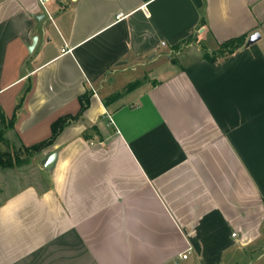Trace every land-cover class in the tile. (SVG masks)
I'll use <instances>...</instances> for the list:
<instances>
[{
  "label": "crops",
  "instance_id": "obj_1",
  "mask_svg": "<svg viewBox=\"0 0 264 264\" xmlns=\"http://www.w3.org/2000/svg\"><path fill=\"white\" fill-rule=\"evenodd\" d=\"M190 36L247 44L186 64ZM87 91L42 179L0 187V264H264V0H0L13 144L51 137Z\"/></svg>",
  "mask_w": 264,
  "mask_h": 264
},
{
  "label": "trees",
  "instance_id": "obj_2",
  "mask_svg": "<svg viewBox=\"0 0 264 264\" xmlns=\"http://www.w3.org/2000/svg\"><path fill=\"white\" fill-rule=\"evenodd\" d=\"M205 22V19L202 20ZM195 36H190L185 39L182 43L175 45L174 48L178 49L184 43H191ZM246 37L240 36L229 39L227 41L222 42L215 55L204 54L203 58L215 61L218 58H225L232 54H234L239 48L246 45ZM142 84V80H136L128 84L127 88L124 92H130L140 86ZM89 92L87 91L80 97L81 100V109L76 115L68 114L59 117L52 123V135L48 139H45L39 143L33 144L31 146H21V147H14L13 144H10V139L7 136L9 130L15 128L16 120L20 109L22 107L23 98L18 103L16 110L11 118L7 117L3 112L2 108L0 107V166L2 167H12L16 162H20L22 160L21 152H25L27 155L32 156L36 153H40L46 147L52 145L61 132L70 124L82 119L84 117V112L89 106ZM123 93H118L116 96H120ZM3 145L14 147V151H5L3 149Z\"/></svg>",
  "mask_w": 264,
  "mask_h": 264
},
{
  "label": "rangeland",
  "instance_id": "obj_3",
  "mask_svg": "<svg viewBox=\"0 0 264 264\" xmlns=\"http://www.w3.org/2000/svg\"><path fill=\"white\" fill-rule=\"evenodd\" d=\"M218 47L219 46L213 44L212 41L206 39L200 40L198 37H195L193 38V41H191V43L182 44L180 47L181 50H179L180 48H178L180 52L176 50V52H174L172 55H174L175 58L179 59L181 62L187 64L195 59V56H193V54H199L200 56L204 54L215 55ZM10 144H13L12 140H10ZM14 147L17 148L18 146L14 145ZM14 147L3 145V149L5 151L12 152L15 149ZM21 155H22V160L20 162H16L14 166L6 167V168L0 166V187H3V185L7 183L6 180L8 179L12 181L17 180L18 178L22 180L23 179L26 180L30 178L32 180L40 179V178L42 179L41 169L39 167V164L36 163L39 153L29 156L25 152H21ZM248 257H250V254H248ZM253 259L255 260L256 256H254ZM192 260H194V257L190 259V262H192ZM196 264H199V262H196Z\"/></svg>",
  "mask_w": 264,
  "mask_h": 264
},
{
  "label": "water",
  "instance_id": "obj_4",
  "mask_svg": "<svg viewBox=\"0 0 264 264\" xmlns=\"http://www.w3.org/2000/svg\"><path fill=\"white\" fill-rule=\"evenodd\" d=\"M260 37H261L260 33H255V34H253V35L250 37V39H249V43H250V44H253V43L257 42V41L260 39ZM36 42H37V37L34 38V44H33L32 46L29 47V50H30V51L33 50V47H34V45H35ZM56 158H57V153H56V152H55V153H52V154L49 156L48 160H47L46 163H45V168H46L47 170H50V169L53 168V166H54V164H55V161H56Z\"/></svg>",
  "mask_w": 264,
  "mask_h": 264
},
{
  "label": "built area",
  "instance_id": "obj_5",
  "mask_svg": "<svg viewBox=\"0 0 264 264\" xmlns=\"http://www.w3.org/2000/svg\"><path fill=\"white\" fill-rule=\"evenodd\" d=\"M48 0H41V3H42V5L44 6L45 5V3L47 2ZM124 15V13H119L118 15H117V17L118 18H120V17H122ZM51 18H52V16H50ZM165 44V43H164ZM67 47H68V45L67 44H65V46L63 47V50H66L67 49ZM172 52H174L173 50H172ZM111 117V116H110ZM191 250V248H188V250H187V253H184L182 256H183V258H187V254H188V252Z\"/></svg>",
  "mask_w": 264,
  "mask_h": 264
}]
</instances>
